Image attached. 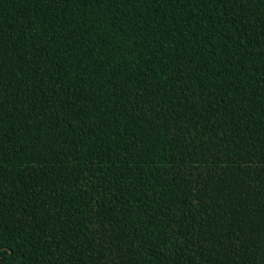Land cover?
Segmentation results:
<instances>
[{
	"label": "trees",
	"instance_id": "obj_1",
	"mask_svg": "<svg viewBox=\"0 0 264 264\" xmlns=\"http://www.w3.org/2000/svg\"><path fill=\"white\" fill-rule=\"evenodd\" d=\"M0 264H264V0H0Z\"/></svg>",
	"mask_w": 264,
	"mask_h": 264
}]
</instances>
